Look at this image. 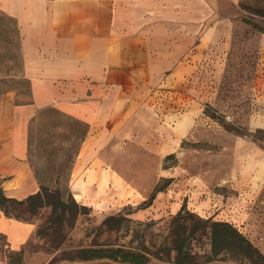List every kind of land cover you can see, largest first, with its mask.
I'll list each match as a JSON object with an SVG mask.
<instances>
[{
	"label": "crops",
	"instance_id": "crops-1",
	"mask_svg": "<svg viewBox=\"0 0 264 264\" xmlns=\"http://www.w3.org/2000/svg\"><path fill=\"white\" fill-rule=\"evenodd\" d=\"M227 22L219 0H0L3 194L21 200L40 190L29 134L54 114L82 127L74 184L92 168L101 180L134 182L142 198L154 192V204L191 183L190 200L209 218L225 205L231 216L214 218L264 245V148L226 130L200 104L212 88L202 71L207 54L229 49ZM187 144H199V152ZM197 152L200 172L184 180ZM33 231L0 210L11 251Z\"/></svg>",
	"mask_w": 264,
	"mask_h": 264
},
{
	"label": "rangeland",
	"instance_id": "rangeland-1",
	"mask_svg": "<svg viewBox=\"0 0 264 264\" xmlns=\"http://www.w3.org/2000/svg\"><path fill=\"white\" fill-rule=\"evenodd\" d=\"M219 11L228 21L229 49L219 56L214 52L207 54L209 68L202 71L207 87L213 89H209L207 98L202 96L200 104L203 112L226 130L247 136L264 148V0H219ZM80 137L81 126L66 123L54 114L42 116L33 124L29 134L32 168L42 184L60 192L69 211L62 216L61 209L45 206L29 215L26 222L34 225V231L20 248L21 252L11 251L6 238L0 234V264H127L109 258H83L80 250L108 244L135 250L142 245L155 249L176 226L171 220L182 204L183 213L209 218L198 202L190 200L191 183L178 186L173 198L154 204V192L142 198L135 194L134 182L101 180L92 174V168H84L78 176L83 182L74 184L78 169L73 162ZM192 145L187 144L185 148L193 147V152H199V144ZM198 152L193 153L183 167L184 180L200 172ZM167 162L175 165L176 159L167 158ZM129 167L136 168L135 165ZM175 178L171 175L161 179L157 187L163 189ZM180 178L177 176L178 180ZM148 200L151 203L147 205ZM73 202L85 209H76ZM221 207L212 214V220L218 218V213L221 217L231 216L230 208ZM110 216L114 220L109 226L113 224L114 229L103 225ZM185 222L190 228L191 223ZM229 224L264 254V245L256 244L237 224ZM203 242L193 240L191 245L199 249L204 246ZM197 262L195 264H204L202 260ZM149 264L176 263L151 259ZM208 264L234 263L217 260Z\"/></svg>",
	"mask_w": 264,
	"mask_h": 264
},
{
	"label": "trees",
	"instance_id": "trees-1",
	"mask_svg": "<svg viewBox=\"0 0 264 264\" xmlns=\"http://www.w3.org/2000/svg\"><path fill=\"white\" fill-rule=\"evenodd\" d=\"M264 31V30H263ZM228 130V129H227ZM231 131V130H229ZM157 187L155 191L161 190ZM54 199H53V198ZM151 201H147V205ZM61 209L62 216L69 211L58 190H53L42 184L40 190L24 199L6 197L0 189V209L5 216L26 222L29 215H33L42 207ZM76 209H85L73 202ZM71 209V208H70ZM180 218L182 223H179ZM113 216L105 219L103 225L109 226ZM188 220L191 225L188 228ZM176 223L163 238L157 248L151 249L145 245L136 250L128 246L108 244L99 247L82 248L83 258H109L127 264H149L151 259L168 260L176 264H195L202 260L208 264L213 261H230L234 264H264V254L242 232L232 227L229 222L200 218L180 209L171 220ZM110 229H114L113 224ZM204 241L199 249H194L192 241ZM154 247V246H153ZM21 252V250H19ZM220 256V259L217 257Z\"/></svg>",
	"mask_w": 264,
	"mask_h": 264
}]
</instances>
